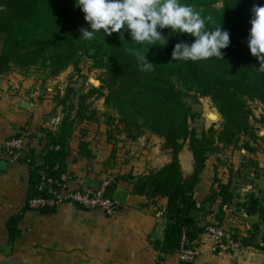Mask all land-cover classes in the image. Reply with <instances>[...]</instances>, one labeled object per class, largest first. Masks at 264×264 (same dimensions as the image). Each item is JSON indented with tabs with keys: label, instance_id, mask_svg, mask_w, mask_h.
I'll list each match as a JSON object with an SVG mask.
<instances>
[{
	"label": "trees",
	"instance_id": "1",
	"mask_svg": "<svg viewBox=\"0 0 264 264\" xmlns=\"http://www.w3.org/2000/svg\"><path fill=\"white\" fill-rule=\"evenodd\" d=\"M180 3L191 4L202 16H211L215 23L206 22L209 29L220 22L221 28L229 31L230 45L221 50L223 57L174 61L171 52L175 43L180 40L191 43L194 37L171 33L168 28L162 30L168 37L163 47L149 46L147 42L136 44L127 32L123 41L118 33L104 35L103 31L92 40H85L80 37L82 29L90 30V26L75 0H0V75L14 67H40L44 78L55 77L69 66L79 71L83 58L90 59L93 67L101 71L98 86L83 91L67 85L62 94L55 95L63 116L56 130L44 132L43 151L36 154L29 150L23 158L29 166L28 191L24 207L5 221L9 244L20 236L18 224L24 213L32 210L28 200L45 194L38 191L42 174L59 182L68 180L64 176L70 156L69 139L78 123L99 121L100 115L89 100L99 97H103L106 108L102 116L108 138L113 132H122L126 139L134 141L149 132L163 138L162 147L171 153L168 163L146 173L106 176L107 197H112L122 180L133 195L149 201L167 198L163 237L151 240L159 259L176 252L183 234L190 246L198 247L206 226L220 227L223 223L221 207L233 198L229 183L215 180L217 184L204 199L210 206L220 199L215 223L207 221L206 226H199L193 219L182 216L180 208L183 205L195 208L193 195L209 155L229 146L238 148L239 144L253 151L248 143L258 139L250 102L264 107V72L258 71L259 62L251 55L247 39L251 9L253 5L264 4V0H180ZM133 48L141 52L149 48L146 58L154 63L152 71H140L135 55L128 51ZM202 97L210 99L220 122L218 128L211 125L198 132L191 124L200 115L193 104ZM185 142L193 158V170L187 176L183 175L178 159ZM78 154L90 156L86 141L79 142ZM37 156L42 157V164L36 163ZM121 205L117 204V208ZM240 205L247 214L264 219L260 197L249 193L246 202ZM205 210L213 212L210 208ZM229 234L242 247L251 243L246 237Z\"/></svg>",
	"mask_w": 264,
	"mask_h": 264
},
{
	"label": "crops",
	"instance_id": "2",
	"mask_svg": "<svg viewBox=\"0 0 264 264\" xmlns=\"http://www.w3.org/2000/svg\"><path fill=\"white\" fill-rule=\"evenodd\" d=\"M29 69L14 67L0 75V140L22 135L26 142L25 154L17 159L10 160L0 152V264H264V219L247 214L240 205L249 193L260 197L264 205V128L258 121H253L258 139L248 143L253 151L239 144L209 155L193 195L202 210H213L206 211L202 219L215 223L220 199L211 206L204 199L217 184L215 180L230 184L233 198L221 207L220 227L237 238L251 240L238 252L212 251L210 241L201 235L199 255L192 263L180 262L176 253L159 259L151 240L163 237L167 198L149 201L131 192L110 216L72 203L59 204L50 211L28 210L18 224L20 236L9 244L5 221L24 207L28 191L29 166L23 158L29 150L40 154L44 132L57 129L63 114L55 95L62 94L67 85L81 86L66 78L72 66L50 78L31 77L26 74ZM89 100L100 115L99 121L84 120L72 132L64 176L70 188L93 186L108 175L146 173L171 160L170 151L162 147L163 138L155 134L145 132L131 141L124 133L113 132L108 138L103 97ZM81 140L88 144V158L78 154ZM178 159L183 175H189L193 158L187 142ZM118 187L129 190L126 181L119 180Z\"/></svg>",
	"mask_w": 264,
	"mask_h": 264
},
{
	"label": "clouds",
	"instance_id": "3",
	"mask_svg": "<svg viewBox=\"0 0 264 264\" xmlns=\"http://www.w3.org/2000/svg\"><path fill=\"white\" fill-rule=\"evenodd\" d=\"M84 13L90 30L82 29V37L92 40L96 33H118L121 41L127 32L132 41L149 46L163 47L168 37L162 34L165 28L171 33H187L194 37L189 43L180 40L173 46L174 61H200L211 57H223L222 49L230 45V33L222 29L220 22L212 29L207 23H215L211 16H202L191 4L180 0H75ZM247 45L251 55L259 62L258 71L264 72V4L253 5ZM159 42V43H158ZM146 52L128 49L137 59L142 72H150L154 63L146 58Z\"/></svg>",
	"mask_w": 264,
	"mask_h": 264
},
{
	"label": "built area",
	"instance_id": "4",
	"mask_svg": "<svg viewBox=\"0 0 264 264\" xmlns=\"http://www.w3.org/2000/svg\"><path fill=\"white\" fill-rule=\"evenodd\" d=\"M25 145V138L22 135H15L0 140V152L4 153L10 160L17 159L19 151L26 148ZM108 181V178H104L98 183L97 188L83 185L70 188L67 181L59 182L43 173L38 185V191L45 194L30 198L27 205L32 210H39L42 208H54L62 203H72L83 209L100 210L105 215L110 216L116 212L118 203L112 197L105 196V188L108 185ZM202 237L210 241L212 251L238 252L242 248L239 241L233 239L229 232L219 226H206ZM175 253L180 262L192 263L199 255V249L197 246H190L183 234Z\"/></svg>",
	"mask_w": 264,
	"mask_h": 264
},
{
	"label": "rangeland",
	"instance_id": "5",
	"mask_svg": "<svg viewBox=\"0 0 264 264\" xmlns=\"http://www.w3.org/2000/svg\"><path fill=\"white\" fill-rule=\"evenodd\" d=\"M79 67V71L73 69L66 77L69 82H80L81 86H76V89L84 87L90 88L91 86H98L100 84L99 76L101 71L98 68L93 67L90 59L83 58ZM26 74L34 78H44V72L40 67H31ZM43 89L45 90V87ZM260 105L261 104L256 102H250V107L253 112V121H258V125L261 128H264V124L261 121V119H264V107H261ZM193 108L200 114L199 117L191 123L198 132L211 125H213L214 128H218L220 117L219 119L211 118V113H216V109L212 106L208 97L200 98L198 103L193 104Z\"/></svg>",
	"mask_w": 264,
	"mask_h": 264
},
{
	"label": "water",
	"instance_id": "6",
	"mask_svg": "<svg viewBox=\"0 0 264 264\" xmlns=\"http://www.w3.org/2000/svg\"><path fill=\"white\" fill-rule=\"evenodd\" d=\"M216 114H217L216 115L217 119H219V114L217 111H216ZM24 154H25L24 150H20L18 156L22 157ZM35 161L37 164L43 163V159L41 156H37ZM93 187L97 188L98 183L94 182ZM129 196H130L129 190H127L125 188L118 187L114 191V193L112 195V199L118 204H123L128 200ZM180 214L184 217H189V218L193 219L194 221H196L198 223L199 226H206L207 225V220L202 219L203 217H205L207 215V212L200 208L199 202H196L195 208H189L185 205L181 206Z\"/></svg>",
	"mask_w": 264,
	"mask_h": 264
},
{
	"label": "bare ground",
	"instance_id": "7",
	"mask_svg": "<svg viewBox=\"0 0 264 264\" xmlns=\"http://www.w3.org/2000/svg\"><path fill=\"white\" fill-rule=\"evenodd\" d=\"M217 114L216 113H211V118H216L217 119Z\"/></svg>",
	"mask_w": 264,
	"mask_h": 264
}]
</instances>
